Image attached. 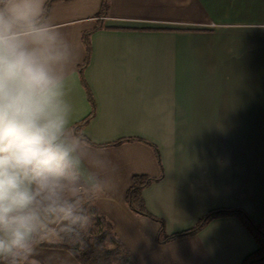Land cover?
I'll return each instance as SVG.
<instances>
[{"label":"crops","instance_id":"1","mask_svg":"<svg viewBox=\"0 0 264 264\" xmlns=\"http://www.w3.org/2000/svg\"><path fill=\"white\" fill-rule=\"evenodd\" d=\"M102 2L48 8L80 52L74 123L88 118L84 130L119 165L116 191L94 208L135 264H243L258 245L238 218L158 243L160 223L132 211L125 195L134 175L159 178L141 196L167 235L217 209H241L264 229V0H109L100 15ZM121 138L155 145L159 161L145 142L110 145ZM52 245L40 244L32 264H80Z\"/></svg>","mask_w":264,"mask_h":264},{"label":"clouds","instance_id":"2","mask_svg":"<svg viewBox=\"0 0 264 264\" xmlns=\"http://www.w3.org/2000/svg\"><path fill=\"white\" fill-rule=\"evenodd\" d=\"M79 61L47 0H0V264L45 242L85 251L94 202L117 189L110 146L74 123Z\"/></svg>","mask_w":264,"mask_h":264},{"label":"trees","instance_id":"3","mask_svg":"<svg viewBox=\"0 0 264 264\" xmlns=\"http://www.w3.org/2000/svg\"><path fill=\"white\" fill-rule=\"evenodd\" d=\"M56 0H48L47 1V8H49L50 4ZM109 0H103L102 7L100 10V15H105L107 12ZM83 43L86 50V57L83 62V64L79 67V75L80 79L84 84L83 81V70L86 67L89 55H90V42H89V32L85 33L83 35ZM85 85V84H84ZM88 98L90 100L91 106H92V112L90 113V117L92 116L94 112V102L92 100V97L90 95V92L87 91ZM88 118L85 120L77 123L76 125L83 127ZM130 140H137L141 142H145L150 144L149 142L141 139V138H121L113 143H110V145H117L124 141H130ZM156 154V158L159 161V152L155 145L150 144ZM159 178H152L147 175H134L132 177V183L129 189L126 192L125 195V201L128 205V207L136 212L137 214L147 216L151 219H154L160 223V231L157 237L158 243H164L169 240L187 236L194 234L198 232L203 226L206 225V223L215 217H221V216H234L240 220V222L244 225V227L248 230V232L252 235L254 240L256 241L258 248L250 253L248 256H246L243 260V264H259L260 262L264 261V229L262 226L256 224L254 221H252L247 214L241 210V209H217L214 211L209 212L205 216L201 217L197 223L190 228L189 230L173 234V235H167L164 231V225L163 221L155 218L152 216L144 207L143 199L141 196V191L143 188L147 187L152 182L158 180ZM99 222H102L109 230V234L111 235L110 242L114 244V247L112 249H103L101 247L102 241L105 239V233L100 230L99 235L91 238L88 237L89 246L88 248L83 252H77L76 254H72L68 248V246L63 244H57L52 245L54 247L63 248L69 251L80 264H110V260L113 256H115L116 253L121 254L118 256V260L121 261L122 264H135L122 243L115 237L114 233L112 232L111 224L105 221L101 216L99 217Z\"/></svg>","mask_w":264,"mask_h":264},{"label":"rangeland","instance_id":"4","mask_svg":"<svg viewBox=\"0 0 264 264\" xmlns=\"http://www.w3.org/2000/svg\"><path fill=\"white\" fill-rule=\"evenodd\" d=\"M93 210L96 212V218L94 225L89 233L88 237L94 238L99 235L100 230H102L105 233V239L102 241L101 247L103 249H112L114 247V244L110 242L111 235L109 234V229L102 224V222H99V213L93 206ZM121 254L116 253L115 256H113L110 260V264H122L120 260H118V256ZM129 264V263H128Z\"/></svg>","mask_w":264,"mask_h":264}]
</instances>
